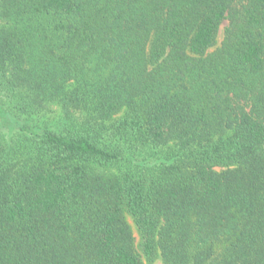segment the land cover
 Masks as SVG:
<instances>
[{
    "label": "trees",
    "instance_id": "16d2710c",
    "mask_svg": "<svg viewBox=\"0 0 264 264\" xmlns=\"http://www.w3.org/2000/svg\"><path fill=\"white\" fill-rule=\"evenodd\" d=\"M157 261L264 264V0H0V264Z\"/></svg>",
    "mask_w": 264,
    "mask_h": 264
},
{
    "label": "rangeland",
    "instance_id": "374dc122",
    "mask_svg": "<svg viewBox=\"0 0 264 264\" xmlns=\"http://www.w3.org/2000/svg\"><path fill=\"white\" fill-rule=\"evenodd\" d=\"M225 26V23H223L219 29V32L217 34V38H216V46H219L221 41H222V38H223V28ZM214 49H210L209 51H213ZM127 222L129 223V225L131 226L132 228V232H133V235L135 236V238L137 239L138 238V235H137V231H136V227L132 221V219L130 217H127ZM155 264H160V261H157Z\"/></svg>",
    "mask_w": 264,
    "mask_h": 264
}]
</instances>
